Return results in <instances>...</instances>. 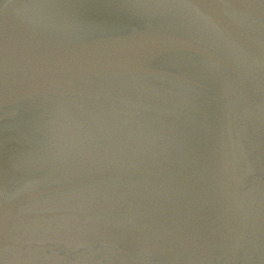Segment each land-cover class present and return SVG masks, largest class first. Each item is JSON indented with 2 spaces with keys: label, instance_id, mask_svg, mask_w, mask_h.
Instances as JSON below:
<instances>
[{
  "label": "water",
  "instance_id": "water-1",
  "mask_svg": "<svg viewBox=\"0 0 264 264\" xmlns=\"http://www.w3.org/2000/svg\"><path fill=\"white\" fill-rule=\"evenodd\" d=\"M0 264H264V0H0Z\"/></svg>",
  "mask_w": 264,
  "mask_h": 264
}]
</instances>
